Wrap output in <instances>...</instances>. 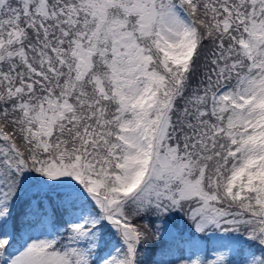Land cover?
Instances as JSON below:
<instances>
[{"label": "snow or ice", "instance_id": "snow-or-ice-1", "mask_svg": "<svg viewBox=\"0 0 264 264\" xmlns=\"http://www.w3.org/2000/svg\"><path fill=\"white\" fill-rule=\"evenodd\" d=\"M0 264H264V0H0Z\"/></svg>", "mask_w": 264, "mask_h": 264}]
</instances>
